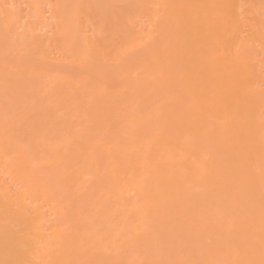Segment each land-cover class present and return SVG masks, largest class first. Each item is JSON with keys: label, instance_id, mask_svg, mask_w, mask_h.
Masks as SVG:
<instances>
[{"label": "bare ground", "instance_id": "bare-ground-1", "mask_svg": "<svg viewBox=\"0 0 264 264\" xmlns=\"http://www.w3.org/2000/svg\"><path fill=\"white\" fill-rule=\"evenodd\" d=\"M0 264H264V0H0Z\"/></svg>", "mask_w": 264, "mask_h": 264}, {"label": "rangeland", "instance_id": "rangeland-1", "mask_svg": "<svg viewBox=\"0 0 264 264\" xmlns=\"http://www.w3.org/2000/svg\"><path fill=\"white\" fill-rule=\"evenodd\" d=\"M7 1V0H6Z\"/></svg>", "mask_w": 264, "mask_h": 264}]
</instances>
